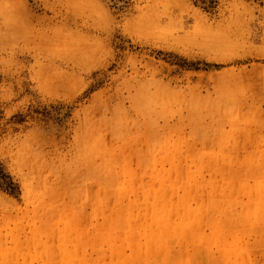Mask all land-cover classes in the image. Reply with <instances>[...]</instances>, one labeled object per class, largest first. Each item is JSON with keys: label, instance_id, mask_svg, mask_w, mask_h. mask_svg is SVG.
I'll return each mask as SVG.
<instances>
[{"label": "rangeland", "instance_id": "374dc122", "mask_svg": "<svg viewBox=\"0 0 264 264\" xmlns=\"http://www.w3.org/2000/svg\"><path fill=\"white\" fill-rule=\"evenodd\" d=\"M3 195L0 264H264V0H0Z\"/></svg>", "mask_w": 264, "mask_h": 264}, {"label": "crops", "instance_id": "0c3cea01", "mask_svg": "<svg viewBox=\"0 0 264 264\" xmlns=\"http://www.w3.org/2000/svg\"><path fill=\"white\" fill-rule=\"evenodd\" d=\"M0 198L2 199V201H4L5 203H7L6 205H8V208L9 209L10 208H14V206L12 205V203L10 201H8L7 197H4V195H3V197H0ZM7 253H8L7 251L5 253H3L4 254L3 255V258H1L3 264L7 263V259H8ZM262 253H264V252H262ZM254 255H255V253H254Z\"/></svg>", "mask_w": 264, "mask_h": 264}]
</instances>
